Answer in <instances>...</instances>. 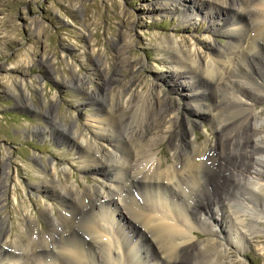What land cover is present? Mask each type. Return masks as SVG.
<instances>
[{"label":"rangeland","instance_id":"1","mask_svg":"<svg viewBox=\"0 0 264 264\" xmlns=\"http://www.w3.org/2000/svg\"><path fill=\"white\" fill-rule=\"evenodd\" d=\"M183 1H191L199 11L210 8L205 0H0V244L5 242L8 249L13 246L19 222L27 209V215L38 231L48 233V237L55 241V247L61 243L66 228L58 224L54 226L56 231L52 232V224L42 218L40 210L48 205L52 214L57 216L66 204L52 191H35L43 179L41 173H50L51 162L57 169L56 174H51L54 183L67 184L73 195L78 194L81 199L90 186L98 188L104 180L109 181L115 173L111 165L83 170L76 157L85 148L83 137L91 138L96 144L91 148L100 154L112 152V145L96 137L93 125H88L86 120L89 116L101 114L111 101L115 102L113 92L124 82L134 87L158 84L162 93L157 92L156 106L160 107L162 100L178 115L177 119L167 118L164 130H169L165 131L163 142L156 148L163 163L170 161L169 149L174 137L187 134L188 123L192 124L196 117L193 109L185 108L189 100L183 97L189 92L175 91L172 83H165L173 72V66L167 52L163 51L169 49H165L163 44L174 40L182 47L187 45L184 51L196 46L202 56H207L212 50L211 45L226 42L221 35L224 30L217 34L212 25L213 21L222 20L218 9L207 10L214 19L204 12L181 19L176 12L171 13L169 7H162ZM197 41L201 43L197 44ZM249 62L246 61V65L256 67L251 60ZM180 82L189 85L190 79ZM201 87L206 91L203 99L220 102L223 99L217 95L214 86L210 88L203 84ZM256 110L264 115V103L259 104ZM130 114V109L124 112L127 117ZM136 121L135 117L131 125H123V133ZM201 122L194 128V133L199 143L208 141L206 148L210 157L213 145L222 142L221 132L217 129L219 125L212 124L208 116ZM230 152L225 150L227 154ZM228 160L224 171L214 169L207 175L208 194L204 192L196 198L200 206L196 205L195 211L211 217L217 213L214 220L217 218L218 221L212 225L218 228L225 227L226 223L220 220L221 215L225 216L226 225L230 223L238 235L232 230L230 237L225 232L221 236L215 235V227L209 232L204 226H198L192 235L196 242L205 243L212 250L223 251L224 264H264L263 229L261 233L243 229L235 222L223 200V196L230 194L227 183H235L241 178L234 171L233 158ZM259 167L264 173V164L260 163ZM64 168L66 172L63 174ZM2 171L8 176L4 177ZM250 190L253 204L263 208L264 192L254 188ZM111 204L118 208V217L121 213L125 215L126 211L119 210L113 201ZM129 213L135 236L145 232L140 219L133 211ZM83 218L78 215L73 226L90 248L93 243L86 236L88 232ZM260 224L264 225V222ZM113 225L115 229L116 225ZM118 226L121 228L120 224ZM122 227L127 231V226ZM56 234H60L57 239ZM114 234L115 230L112 236ZM132 235L130 232L120 240L127 243L130 239L137 243L135 251L142 255L144 262L153 264V259L145 261L153 253L142 240L144 238L139 241ZM145 237L150 239L148 235ZM93 254L101 259L99 252ZM58 256L59 253L56 258ZM60 258L66 264V254ZM194 260L205 264L203 257H195ZM118 264L124 263L121 260ZM127 264L133 262L129 260Z\"/></svg>","mask_w":264,"mask_h":264},{"label":"bare ground","instance_id":"2","mask_svg":"<svg viewBox=\"0 0 264 264\" xmlns=\"http://www.w3.org/2000/svg\"><path fill=\"white\" fill-rule=\"evenodd\" d=\"M205 1L210 7L207 10L218 9L222 20L213 21L212 25L217 34L224 30L221 35L226 38V42L211 45L212 50L207 56H202L196 46L184 51L186 44L182 47L174 40L164 41L163 44L165 49H169L163 51L167 52V58L173 66V72H170L171 76L165 83H172L175 91L189 92L183 97L189 100L185 108L193 109L191 111L196 117L192 124L188 123L187 134L185 132L174 137L169 149L170 161L163 163L156 148L163 142L165 131L169 130H164L167 118L177 119L178 115L160 99V107L156 106L157 92L162 93L158 84L134 83L137 86L134 87L124 82L113 92L116 95L115 102L111 101L101 114L89 116L86 120L88 125H93L96 137L112 145V152L100 154L91 148L95 144L91 138L83 137L85 148L76 157V162L80 163L83 170L111 165L115 173L98 188L90 186L81 199L80 195H73L67 184L54 183L51 174H56L57 169L56 164L51 162L50 173H41L43 179L35 191H52L66 204L63 205L66 208H62L57 216L52 214L48 205L40 210L42 218L52 224V232L56 231L54 226L58 224L66 228L61 243L55 247V241L49 238L51 236L48 237V233L38 231L28 217L27 209L19 222L13 246L8 249L5 242L0 244V262L64 264L60 256L66 254V264H118L121 260L124 264L129 260L133 264H148L135 251L137 243H132L130 239L127 243L120 240V237L125 239L131 232L132 238L140 241L143 237L144 243L151 248L153 254L145 261L153 259V264H201L194 260L195 257H203L205 264H224L226 259L223 258V251L212 250L207 244L196 242L192 234L198 226H204L209 232L215 227V235L221 236L225 232L227 237L231 230L234 231L230 223L226 225L225 216L220 217L226 223L225 227L218 228L212 225L218 221L217 218L214 220L217 213L211 217L195 211L198 205L196 198L204 192L208 194L207 175L214 169L224 171L225 161L230 158L235 164L234 171L241 178L233 181L235 183H227L230 194L223 196V200L239 226L245 227L247 231L254 229L256 233H261L263 229L264 232V225L260 224L264 222V207L253 204L250 190L254 188L264 192V173L259 167L260 163L264 164V115L256 110L259 104L264 103V0ZM162 7H169L171 13L176 12L181 19L194 14L198 16L202 12L214 19L210 11H199L191 1H183L178 5L164 4ZM200 43L197 41V44ZM250 60L256 67L246 65V61L250 63ZM188 77L189 85H183L180 81ZM203 84L210 88L214 86L217 95L223 98H220L221 102L203 99L206 92L201 87ZM189 105L192 106L189 108ZM128 109L131 111L129 117L124 115ZM207 116L212 124L219 125L217 129L221 132L219 136L222 140L218 145H213L210 157L207 156L208 141L199 143L194 133V128ZM135 117V125L123 133L122 126L131 125ZM226 149L231 152L225 153ZM62 172L64 174L66 168ZM2 175L8 176L5 171H2ZM111 201L119 210L126 211L125 215L121 213L122 217H118V208L112 206ZM15 203L19 206V202ZM122 206H126L125 209ZM129 211H133L140 219L147 234L142 232L137 235V230L135 236ZM78 215L85 217L86 236L92 241L93 247H87L84 239L79 237L81 233L78 234L73 226ZM113 224L116 225L115 229ZM124 225L127 231L123 229ZM59 235L56 234V239ZM145 235L150 239L147 240ZM52 246L61 252L51 249ZM94 252H99L101 259L93 256Z\"/></svg>","mask_w":264,"mask_h":264}]
</instances>
